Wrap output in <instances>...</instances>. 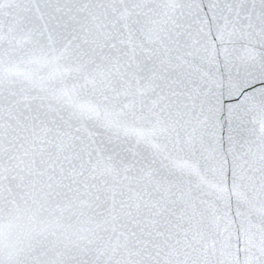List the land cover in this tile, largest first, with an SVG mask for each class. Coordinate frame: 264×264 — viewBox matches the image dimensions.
<instances>
[{
	"label": "water",
	"instance_id": "water-1",
	"mask_svg": "<svg viewBox=\"0 0 264 264\" xmlns=\"http://www.w3.org/2000/svg\"><path fill=\"white\" fill-rule=\"evenodd\" d=\"M128 4L0 0V35L15 41L0 48V55L7 58L11 53L19 62L30 54L40 59L37 45L55 43L50 51L63 55L66 50L78 64L94 61L83 78L85 84L89 76L95 81L89 85L94 93L120 110L137 105L140 115L149 118L145 123L159 122L162 116L171 128L167 138L156 141L170 148L164 156L147 146L128 144L113 159V140L119 138L115 131L75 117L56 92L45 90L49 85L42 78L54 76V65L23 69L35 74L36 84L18 80L15 86L0 85V209L30 200L52 209L45 210L39 223L9 219L10 211H0V264H247L249 260L264 264L260 248L264 202L241 206L234 195L226 196L212 186L219 183L218 149L231 157L229 186L235 187L238 167L247 177L246 188L258 189L264 182V113L243 109L235 128L228 113L222 117L217 113L218 98L230 91L233 81L246 84L250 79L256 82L251 91L264 89V67L259 61L244 60L246 44L225 45L205 34L206 20L211 21L207 31L213 37L218 28H229L230 33L251 29L256 53L264 52V0H128ZM132 9L136 10L132 18L123 19ZM241 11L251 19L240 17ZM105 17L118 33L115 39L103 36L95 25L86 27ZM73 39L76 44L68 49ZM113 68L120 74L112 73ZM105 72L112 76L107 83ZM168 154L195 158L212 181L204 185L198 176L169 167ZM52 177L60 182L53 189L56 197L48 191L55 183ZM241 211L247 214L244 219L253 241L247 254L242 251ZM157 221L162 239L152 237L151 250L137 248L141 241L136 233L144 231L138 226Z\"/></svg>",
	"mask_w": 264,
	"mask_h": 264
},
{
	"label": "snow or ice",
	"instance_id": "snow-or-ice-1",
	"mask_svg": "<svg viewBox=\"0 0 264 264\" xmlns=\"http://www.w3.org/2000/svg\"><path fill=\"white\" fill-rule=\"evenodd\" d=\"M121 3L125 6H130L128 0H121ZM175 7V5H173ZM63 11V9L61 10ZM135 9H132L131 12H126L123 19L130 20L132 18V13L135 12ZM233 12L236 11L235 8L232 9ZM239 16L244 20L251 19V17L244 16L243 11L239 13ZM262 18H264V13H262ZM110 17H105L101 20L93 21L92 24L86 25L87 28H92L95 25L97 31L101 32L103 36L111 37L115 39L118 33L113 28V25L109 21ZM229 27L231 26V17H229ZM83 23V21H80ZM236 24H240L241 20L238 18L235 21ZM211 21H205V34L210 38L219 39L221 44L230 45V44H246L247 52L244 54V60L248 64H253L256 61L260 62L261 67H264V52L257 54L255 51V46L252 43L254 40V35L251 29L243 30H232L229 32V28L217 29L216 35L213 37L212 33L207 31V28L210 26ZM116 27H119L117 24ZM113 28L112 31L107 29ZM128 30L131 31V25L129 24ZM81 29H77V39L79 38L78 33ZM261 37L264 38V32H261ZM59 39V37H57ZM71 39V37H70ZM15 44V41H10L8 37L0 35V48H3L6 43ZM34 42V41H33ZM76 44V40L73 39L71 43L67 45L68 49H72ZM214 48H219V45L213 44ZM55 48V43L53 44H44L41 42L37 45V52L40 59H36V54H30V57H24L23 62L14 61L10 55L5 58L3 55H0V85H11L15 86L16 82H31L36 84L35 74L33 72L24 71L25 67L31 68L34 65L44 64L46 66H55L56 72L52 77L42 78L45 83L49 85L45 90L49 92H56V98L65 108L69 109L73 115L84 121H96L100 126L107 127L115 131L118 139L113 140L112 151L116 153V156L113 159H118L122 152L121 148H127L128 144H135L138 148L140 145L147 146L159 152L161 156H164L166 153L170 152V148L164 147L163 143H156L157 139L163 141L171 132L169 127V122L164 119L162 116L159 119V122L156 123H145V120L149 119L140 115L141 109L137 105L128 104L123 110H120L118 105H113L110 99H105L103 96L93 92L92 87L89 85H95V81L88 77L89 83H83V78L91 67L92 62L78 64L77 61L71 60L68 51H64L61 55L60 51H50L49 49ZM42 49V50H41ZM225 59H228L227 49L225 50ZM71 61V62H69ZM231 63V61H229ZM114 64H119V61H114ZM123 67H120V72H123ZM112 73L119 75L120 73L116 71L115 68L112 69ZM104 76L108 80L112 79V76L105 72ZM100 76H97V79H100ZM127 83V81H125ZM256 82L253 80H248L247 83L233 81L228 85L230 91L223 93L217 102V113L218 115L223 116L224 113L229 114V118L232 121L233 127L235 128L236 123L238 122V113L243 109L248 108L251 111H260L264 113V89H258L253 92L250 89L254 86ZM264 83V81H261ZM96 87H99L96 85ZM58 89V91H57ZM115 91V89H113ZM127 94V93H126ZM141 95L145 93L141 92ZM239 101V103H234V101ZM31 119V117H29ZM36 119H40L37 117ZM264 122V121H262ZM235 139V137H233ZM220 156L218 157L219 163L215 169L216 180L219 183L212 182V186L215 187L218 191H221L226 196H233L241 204V206L247 205L252 207L256 204L257 201L264 202V182H260L261 186L257 189L249 185L247 188L243 181L247 179L246 176L242 173L241 169L238 167L236 169V174L234 177L235 187H231L230 181L227 179V174L231 171V157L228 156L226 152L221 149H218ZM139 155V152H137ZM232 155H235V149H232ZM166 159L171 160L172 164L169 167L175 166V169L184 172L185 174H193L200 178V181L204 185L210 184L212 181L211 175H206L201 170V164L195 158H189L185 156H179L173 158L171 154L166 156ZM98 171V169H97ZM111 171L113 174L116 169L112 168ZM250 171V170H249ZM52 180L55 183L52 184L51 188L48 189L52 197H56V192L53 191L60 183L56 181L55 177H52ZM147 195V193H145ZM47 200V197L44 198ZM139 200L140 197L138 196ZM159 208V205H155ZM45 210L51 212L52 209L47 203H42L37 201L33 203L31 200L21 205H16L11 209H0L2 212H11V216L8 218L11 219L12 216H15L19 219L29 218L34 223H39L40 219L45 215ZM163 212H161V215ZM247 214L243 211L240 212L239 219L245 225L244 233L241 239L244 242V247L242 251L247 254L250 249L247 247L249 243L253 241L249 240L250 229L248 227V221L245 220ZM261 215L264 216V209H261ZM51 223V221H50ZM57 223H59L57 221ZM147 227L144 224L139 225L138 227L144 228L143 232H137L136 237L141 241L137 244V248L146 247L149 250L152 249V244L149 243V240L152 237H155L156 241H160L162 237L158 235V232L161 229L158 227L159 221L156 224L151 222H145ZM254 227V226H253ZM261 232H264V225H261ZM151 232V234H149ZM131 240L132 238L129 237ZM171 239V237H169ZM183 243V241H181ZM261 252H264V244L260 246ZM163 251V249H161ZM264 259V257H262ZM247 264H253L252 260H249Z\"/></svg>",
	"mask_w": 264,
	"mask_h": 264
}]
</instances>
